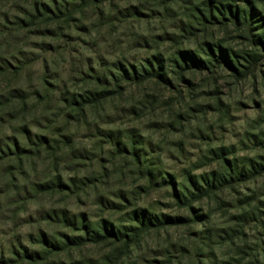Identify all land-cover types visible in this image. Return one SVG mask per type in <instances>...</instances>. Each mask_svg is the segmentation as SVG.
I'll return each mask as SVG.
<instances>
[{
    "label": "rangeland",
    "instance_id": "rangeland-1",
    "mask_svg": "<svg viewBox=\"0 0 264 264\" xmlns=\"http://www.w3.org/2000/svg\"><path fill=\"white\" fill-rule=\"evenodd\" d=\"M208 2L0 0V264H264V49ZM216 44L255 67L180 77Z\"/></svg>",
    "mask_w": 264,
    "mask_h": 264
},
{
    "label": "trees",
    "instance_id": "trees-1",
    "mask_svg": "<svg viewBox=\"0 0 264 264\" xmlns=\"http://www.w3.org/2000/svg\"><path fill=\"white\" fill-rule=\"evenodd\" d=\"M35 9L38 11V7H35ZM198 15L197 18L199 20V23L204 27L206 23H218L220 25H226L228 23L234 24L236 28H244L247 30V32L250 33L252 37V42L254 43V47L260 46V48L264 49V26L261 25V32L262 35H258L257 33H253V28L255 26H259L258 22H261V24H264V18L258 15L254 8L250 6L249 4L242 7L239 4H234L229 1H215V0H209L208 4L206 3V6L201 8L200 10H197ZM256 17V19H254ZM201 53L206 54L208 56V59L201 58L200 53L192 54L190 52H178V60L177 58L174 61V64L178 70V74L181 78H183L184 72H186L189 69L195 68H205L207 65L212 64L213 62L218 63L219 65L224 66L227 70H231L234 73L240 72L242 69H252L255 67V64L257 62V57L254 53H246L245 57L238 58L233 51H230L229 49L223 48L220 44L212 46H208L207 49H203ZM243 60L245 63H242L241 60ZM158 59L155 64H149L147 67L148 69H143L144 72L143 75H141L140 79H145L147 77V73L158 78L162 81H167V77L164 73V70L162 69L163 63L162 60ZM181 62V63H178ZM156 68H154L153 66ZM147 70V71H146ZM150 70V71H149ZM135 73V72H134ZM136 74V73H135ZM233 170L234 167L232 165L231 167ZM194 185V195L199 198H205L209 197L210 194L214 191V182L208 183L203 182L202 184L198 181L193 182ZM173 196L176 200L177 204L179 206L187 205L190 207V201H186V195H184L181 191H177V189H173ZM70 220V217H67ZM180 218V217H178ZM84 220L82 219L81 225L85 227ZM147 223H144L143 221L140 222V225L142 227H147V225H152V221H146ZM71 224L73 226H77L76 220L72 218ZM102 228V232L95 230L91 231V234H88L90 236L91 240L93 242H99L106 240L108 235H111L114 237L116 241H122L125 243L126 247L131 246V237L127 233H120L119 231L115 232L114 229H108L103 224L100 225ZM45 241V236H43Z\"/></svg>",
    "mask_w": 264,
    "mask_h": 264
}]
</instances>
